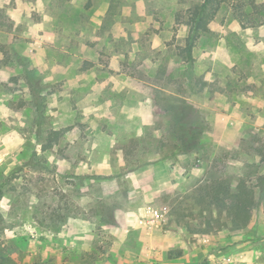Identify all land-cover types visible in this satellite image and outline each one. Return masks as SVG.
<instances>
[{
    "label": "rangeland",
    "instance_id": "rangeland-1",
    "mask_svg": "<svg viewBox=\"0 0 264 264\" xmlns=\"http://www.w3.org/2000/svg\"><path fill=\"white\" fill-rule=\"evenodd\" d=\"M203 2L0 0V264H129L123 251L159 264L156 251H122L116 224L146 204L123 178L158 157H171L177 178L157 199L148 179L164 232L189 243V256L264 264V0L224 3L190 64L186 21ZM140 103L154 105V125L142 124ZM104 141L112 170L88 161ZM214 176L254 189L247 227L199 203ZM114 177L119 186L101 182Z\"/></svg>",
    "mask_w": 264,
    "mask_h": 264
},
{
    "label": "crops",
    "instance_id": "crops-1",
    "mask_svg": "<svg viewBox=\"0 0 264 264\" xmlns=\"http://www.w3.org/2000/svg\"><path fill=\"white\" fill-rule=\"evenodd\" d=\"M140 104L142 105L139 107L142 124L146 126L154 125L156 120L154 105H152V103ZM153 135H160L161 137V134H159L158 131H156ZM122 136L123 133L119 135L110 134L111 138H118ZM134 136L136 137L137 135ZM129 137H131V135H129ZM101 149L104 151L102 152ZM116 151L119 153L117 155V157H119V161H121L122 166H124V160L128 158H125V154L123 152L125 149L118 148ZM113 152L114 146L107 141L98 142L97 144L93 145V147H91V151L88 153V161L90 162V166L93 169H96L97 167H108L112 170L114 160ZM131 169L132 170H130L123 178L124 181H126V183L131 186L129 197L133 200L134 197H137L136 195H140L142 196V199L145 200L146 204L139 207V209H136L134 212L126 214L128 217L132 218H129L130 221H123L120 220L118 216L116 217L119 219H116V224L118 225V232L120 235L118 243L120 246H122L121 250H128L129 248L132 250L136 249L144 258L146 256L151 257L152 252L156 251L155 254H158V257H156L155 261L158 260L160 262L159 264H218L219 259L206 252L209 250V246H200L194 250L196 252H201L204 250L206 254L202 253L200 257L189 256V243L184 240L177 241L175 238L176 236L171 233L164 232V230L161 228L163 224L162 222L152 226L148 225L147 220L145 219L149 215V211L151 209L153 210L151 206L147 205V202L153 200L152 193L149 192V177H152L155 188H158V190L154 192L155 194H153L156 199L161 198L166 190L169 191L176 185V167L174 166V162H172L171 157H158L155 160L141 163L139 166L133 167ZM106 175L107 176L105 177L115 176L114 174L112 175V172ZM109 180H103L101 182L107 185L119 186L118 177H114L113 179ZM109 198V195H106V199ZM233 240L234 238L229 242L226 241V239H223V241L219 242L220 246H218V248L221 247L222 249L226 250L228 246L234 243ZM244 246L245 245L242 244L239 246V248L243 249ZM178 249L182 250L183 253L180 252L178 255L173 257L165 256V253L176 251ZM133 254L134 253L130 251H123L121 255L122 259H124V263L134 264V261L131 260L135 257ZM247 259L245 260L247 261L246 264L251 263ZM238 261L240 260L238 259Z\"/></svg>",
    "mask_w": 264,
    "mask_h": 264
},
{
    "label": "trees",
    "instance_id": "trees-1",
    "mask_svg": "<svg viewBox=\"0 0 264 264\" xmlns=\"http://www.w3.org/2000/svg\"><path fill=\"white\" fill-rule=\"evenodd\" d=\"M230 0H204V2L193 8L186 21L190 28L189 36L186 40V46L183 53L190 64L195 62L194 50L203 35L210 31V24L217 16L222 5ZM93 64L84 70L90 69ZM176 127L186 133V137L197 139L193 133L190 136V129H185V124L177 123ZM56 138L61 137V132H53ZM184 140V138H183ZM187 145V142H184ZM217 167V166H216ZM199 203L206 205L208 209H214L218 212L219 219H228L236 229L247 227L252 220L254 211L259 207L254 189L248 187L245 183H240L234 191L232 183L223 177H213L206 182L199 190Z\"/></svg>",
    "mask_w": 264,
    "mask_h": 264
},
{
    "label": "built area",
    "instance_id": "built-area-1",
    "mask_svg": "<svg viewBox=\"0 0 264 264\" xmlns=\"http://www.w3.org/2000/svg\"><path fill=\"white\" fill-rule=\"evenodd\" d=\"M147 220L148 225H156L161 223L165 219V212L160 210L151 209L149 211V215L145 218Z\"/></svg>",
    "mask_w": 264,
    "mask_h": 264
}]
</instances>
